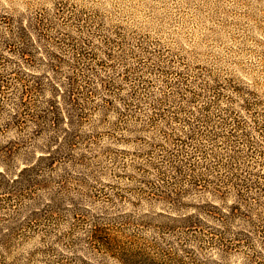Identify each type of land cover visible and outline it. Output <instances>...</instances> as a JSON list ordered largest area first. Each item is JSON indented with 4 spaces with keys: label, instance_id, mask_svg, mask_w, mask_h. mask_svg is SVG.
Masks as SVG:
<instances>
[{
    "label": "rangeland",
    "instance_id": "rangeland-1",
    "mask_svg": "<svg viewBox=\"0 0 264 264\" xmlns=\"http://www.w3.org/2000/svg\"><path fill=\"white\" fill-rule=\"evenodd\" d=\"M52 86L79 126L44 121L66 107ZM66 130L65 162L21 173ZM194 130L199 164L264 171V0H0V264H264L263 205L225 227L163 200L188 187L173 139Z\"/></svg>",
    "mask_w": 264,
    "mask_h": 264
},
{
    "label": "trees",
    "instance_id": "trees-1",
    "mask_svg": "<svg viewBox=\"0 0 264 264\" xmlns=\"http://www.w3.org/2000/svg\"><path fill=\"white\" fill-rule=\"evenodd\" d=\"M24 54L23 52L22 55ZM39 85L40 83H36L34 87H26L25 93L41 89ZM223 88L231 89L238 94H242L244 91V89L239 86H234L231 83H228L225 87L220 83H216V86L212 88L213 91H218L216 98H220V90ZM52 92L53 95H62L66 107L65 110H61L58 101L52 100L49 109L44 112L45 115L42 117L44 121L48 122L52 128L59 130L63 125V121H65L64 118H66V115L67 118L72 121L71 125L79 126L83 122V116L82 114H75L79 107V101L76 98L75 90H70L68 94H64V92L61 93L60 90L52 86ZM72 108L76 110L74 111ZM208 110L209 107L205 111ZM73 117H76L77 121L73 122ZM174 120L178 122L177 120L179 119L176 117ZM233 126V129L229 132L231 137H235L234 134L241 128V124L233 121ZM195 130L192 134L184 133L183 135H177L178 137L173 139L176 146L175 148L173 144L174 151L177 152L176 155L172 157L174 159L173 164L178 159V165L174 167L175 173L176 175L189 177L190 181L188 187L186 189H174L172 191L174 196L166 194L168 197H163V200L172 206L175 213L181 218L180 220L186 224H194L193 221L197 219L200 220V218L203 217L222 223L225 227L231 224V222H247L246 224L250 222L252 225V222L258 219V214H254L253 206H264V203L261 204L264 200V171L262 173L258 172L253 174L251 171L247 173V170L243 171V169L235 168L233 166L236 161L235 157H231L230 159V161H234L232 164L230 162L225 164L215 157H213L215 161L212 164H207L206 166L199 164L200 162L197 160L198 156L196 153L198 150L196 149L192 153H188V150L195 146L194 143H196L197 137H204L202 132ZM64 132V138L62 139L56 136L45 141L43 146L39 149V157L35 158L33 161H30V157L26 159V166L22 169L21 173L32 171L37 174L39 171L53 169L56 165L65 162V159L70 157V155L67 154L68 149L75 145V134L68 132V130ZM239 143V141H236V144ZM251 150V153H253L255 150L253 146H251ZM178 155L181 159H179ZM190 155L195 163H191L185 167L184 161H186L187 157L189 158ZM184 167L187 170L181 172V169ZM188 170L191 171L192 174H190ZM239 171L241 173L244 172L245 175L239 174ZM251 192H253V195H250ZM206 194L209 196V200H203V202H200L201 204L190 206L183 201L184 198L189 196L199 195L198 198H204L203 196H206ZM230 198H232L233 201L229 203L228 201ZM181 212L183 213L179 214ZM161 215L162 214H160V216ZM197 232L198 231H196V233Z\"/></svg>",
    "mask_w": 264,
    "mask_h": 264
}]
</instances>
